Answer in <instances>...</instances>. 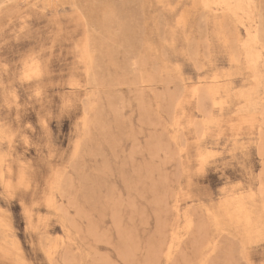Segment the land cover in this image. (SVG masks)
Returning <instances> with one entry per match:
<instances>
[{
  "label": "rangeland",
  "instance_id": "rangeland-1",
  "mask_svg": "<svg viewBox=\"0 0 264 264\" xmlns=\"http://www.w3.org/2000/svg\"><path fill=\"white\" fill-rule=\"evenodd\" d=\"M0 264H264V0H0Z\"/></svg>",
  "mask_w": 264,
  "mask_h": 264
},
{
  "label": "bare ground",
  "instance_id": "bare-ground-1",
  "mask_svg": "<svg viewBox=\"0 0 264 264\" xmlns=\"http://www.w3.org/2000/svg\"><path fill=\"white\" fill-rule=\"evenodd\" d=\"M134 10V9H133ZM139 11V10H138ZM136 14V13H135ZM221 16H223V15H221ZM107 20V19H106ZM224 22H225V20H224ZM222 25V24H221ZM139 26V25H138ZM226 27V26H225ZM130 28V27H129ZM231 28V27H230ZM235 31V30H234ZM99 32V31H98ZM234 33V32H233ZM234 35H236V34H234ZM233 35V36H234ZM260 38V37H259ZM140 39V38H139ZM192 39V38H191ZM260 41H261V39H260ZM259 41V42H260ZM262 42V41H261ZM238 44V43H237ZM231 46H232V44H230ZM122 47V46H121ZM230 48H233V46L232 47H230ZM196 49V48H195ZM234 51H236V50H234ZM91 52V51H90ZM92 53V52H91ZM208 58V57H207ZM109 61V60H108ZM194 63V62H193ZM104 64V63H103ZM88 70V69H87ZM152 74V73H151ZM144 84V83H143ZM115 85V84H114ZM203 87V86H202ZM181 90V89H180ZM202 90V89H201ZM195 91L197 92V95H198V93H200L199 91L200 90H196L195 89ZM203 91V90H202ZM203 92H201V94H202ZM187 94H189V93H187ZM195 94V93H194ZM207 94V93H206ZM139 95H141V94H139ZM112 97V96H111ZM198 97V96H197ZM191 98V97H190ZM195 98V97H194ZM180 99V98H179ZM122 100V99H121ZM138 100H139V98H138ZM181 101V100H180ZM198 101V100H197ZM139 102V101H138ZM107 104V103H106ZM160 110V109H159ZM161 113V112H160ZM90 121V120H89ZM200 126V125H199ZM87 127V126H86ZM196 131H198V130H196ZM173 136V135H172ZM175 138V137H174ZM180 151V150H179ZM84 154V153H83ZM93 174V173H92ZM230 207V206H229ZM233 208V207H232ZM235 209V213L237 214V216H242L243 214H244V209H245V207L243 208L242 207V205L241 204H236V206L234 207ZM233 210V209H232ZM245 213H247V212H245ZM234 213H232V215H233ZM235 215V214H234ZM236 216V215H235ZM244 216H246L245 214L242 216V219H241V221L245 218ZM233 217V216H232ZM246 217H248V216H246ZM235 218V217H234ZM249 218V217H248ZM236 220V219H235ZM248 220V219H247ZM250 220V219H249ZM248 220V221H249ZM237 221V220H236ZM238 222V221H237ZM239 222H240V220H239ZM244 222V221H243ZM250 222V221H249ZM246 223V222H245ZM251 223V222H250ZM247 224H249V223H247ZM250 226H251V224H249ZM252 227V226H251ZM248 228V227H247ZM247 228H245V229H247ZM250 229V228H249ZM191 230V229H190ZM248 231V230H247ZM220 237V236H219ZM215 243V242H214ZM72 244V243H71ZM170 247V246H169ZM169 255H171V254H169ZM167 257H168V255H167ZM171 256H169V258H170ZM168 259V258H167Z\"/></svg>",
  "mask_w": 264,
  "mask_h": 264
}]
</instances>
